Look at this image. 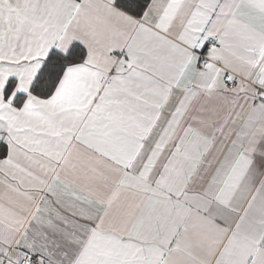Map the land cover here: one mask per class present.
<instances>
[{
    "label": "snow or ice",
    "instance_id": "1",
    "mask_svg": "<svg viewBox=\"0 0 264 264\" xmlns=\"http://www.w3.org/2000/svg\"><path fill=\"white\" fill-rule=\"evenodd\" d=\"M0 264H264V0H0Z\"/></svg>",
    "mask_w": 264,
    "mask_h": 264
}]
</instances>
